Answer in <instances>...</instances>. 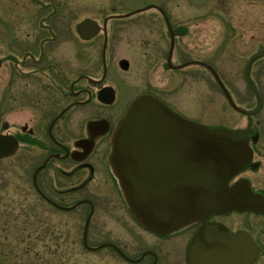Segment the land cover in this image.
Here are the masks:
<instances>
[{"label":"flooded vegetation","instance_id":"flooded-vegetation-1","mask_svg":"<svg viewBox=\"0 0 264 264\" xmlns=\"http://www.w3.org/2000/svg\"><path fill=\"white\" fill-rule=\"evenodd\" d=\"M171 4L170 0H153L145 7L167 10L172 8ZM60 5L58 0L33 3L25 19L32 22L34 13L40 15L36 30L31 27L35 32L27 31L28 37H7V83L5 91L0 90V120L6 122L0 126V132L10 136L12 152L0 158V226L13 218L17 200L27 202L26 210L21 213L26 212L29 218V198L34 196V191L35 196L47 204V210L55 209L64 215L84 211L87 217L82 247L87 251L109 248L118 256L109 261L117 264H264V186L243 174L248 169L264 170V162L257 157L264 155V37H231L229 70L223 64L222 42L217 46L215 65L201 59L195 61L200 73L213 75L221 117L226 106L223 97L229 106L230 124H208L231 130L248 144L252 156L242 172L228 181L234 191L229 207L214 210L198 207L193 217L169 231H161L151 228L138 216L116 174L112 156L118 126L132 103L142 96L165 105L182 118L203 125L207 122L191 116L188 109L184 111L164 97L159 91L158 78L143 91H137V82H127L129 87L122 91L109 83V37H105L102 62L96 68L100 70V77H94L90 71L93 66H90V50L88 70L80 71L79 37H59L53 27L56 16L64 13ZM121 18L112 14L104 20ZM42 29L47 33H38ZM165 50L161 51L166 52L161 54V61L154 62L156 74L174 69L187 71L194 62L190 59L175 65L173 51ZM121 60V69L131 73L130 60L126 59L127 67L122 66ZM119 93H122L120 101L127 100L124 108ZM4 161H7L5 169ZM99 176L111 182V190L118 198V207L110 200L103 214L117 213L125 223L124 230L134 233L130 240L123 238L119 243L107 240L100 245H91L88 241L96 207L90 187ZM15 188L23 192V197L19 194L22 198L15 199ZM58 214L54 224L47 228L46 222L50 224L51 220H44L48 216L46 210L41 211L39 217H43V226L38 233L28 231V248L35 247L33 242H39L47 250H67L61 258L72 256L81 225L79 221L74 224L67 221L63 226ZM28 226L25 225L31 230L32 226ZM69 239L73 241L68 242Z\"/></svg>","mask_w":264,"mask_h":264},{"label":"rangeland","instance_id":"rangeland-1","mask_svg":"<svg viewBox=\"0 0 264 264\" xmlns=\"http://www.w3.org/2000/svg\"><path fill=\"white\" fill-rule=\"evenodd\" d=\"M39 1L41 0H0V90L2 92L5 91L7 83V37H28L27 31H33L32 26L35 29L40 15L34 13L35 20L29 22L27 18L25 19V14L29 12L28 8L32 10L33 3ZM58 1L61 2L60 7L64 13L56 16L53 27L59 37H79L77 55L80 59L78 63L80 71L88 70L87 55L90 50V66L93 65L90 71H93L94 77H100V70L96 68L102 62L104 41L108 34L109 83L116 85L122 91L129 87L127 82H137V91H143L155 81L153 79L158 78L159 91L164 93L163 96L173 105L184 111L188 109V114L196 118L200 117L202 121L207 122L208 127H210L208 123L230 124V112L227 111L225 97L222 98V102L226 105L225 113L223 117L218 114L220 98L218 101L213 75L200 73L199 66H195L194 63L201 59L215 65L217 46L222 42L223 64L229 70L232 53L231 37H264V0H170L172 8L167 10L146 9L145 5L153 0ZM135 11L137 12L133 13ZM112 14L122 18L108 20L105 30L104 18ZM167 14L170 22L167 21ZM90 17L97 20L100 26L99 33L93 36L91 41L82 37L77 31V23ZM44 25L43 22L42 26ZM39 32L46 34L47 30L42 29ZM162 49L173 51L172 61L175 65L183 64L190 59L194 62L189 65L187 71L174 69L168 73L156 74L153 69L154 62L156 59L161 61V54H166V52L161 53ZM62 51L65 54V51ZM82 56L84 58H81ZM124 58L130 60L131 73L124 72L120 67V60ZM120 100L122 93H119ZM120 103L124 108L127 100ZM97 108L98 105L95 104V109ZM5 122L0 120V126ZM240 142L239 140V144H242ZM251 156L249 151L240 152L237 163L234 160L233 166L228 165L231 167V179L251 160ZM257 157L264 162L263 154ZM6 162L2 164L4 169L7 167ZM243 174L249 175L255 184L264 186V170L261 168L257 171L248 169ZM111 187V182L104 176L97 177L94 186L90 187L92 191L90 195L96 202L89 226L88 241L91 245H100L107 240L119 243L123 238L130 240L134 237V233L129 234L124 230L125 223L117 213H110L108 216L103 214L104 206H109L110 200L114 201L116 208L118 207L117 195ZM22 193L15 188V199ZM32 193L34 196L30 195L29 198V218L26 217V212L21 213V210H26L27 202L17 200L13 218H8V222L0 226V264H117L113 260L109 261L118 257L109 248L87 251L82 247L83 229L87 217L84 211L67 216L55 209L47 210V204L35 196L34 191ZM43 210H46L48 216L44 217V220L48 218L51 220L50 224L46 222L47 228L54 224V218L58 213L63 226L67 221L68 224L79 221L81 228L75 240L77 243L74 245L72 256L61 258L60 255L67 250L57 251L53 248L47 250L39 242H33L35 247L28 248L26 236L28 231L38 233L39 228L43 226V217H39ZM25 225L32 226L31 230ZM70 241L73 240L69 239L68 242ZM58 261L61 263H57Z\"/></svg>","mask_w":264,"mask_h":264},{"label":"water","instance_id":"water-1","mask_svg":"<svg viewBox=\"0 0 264 264\" xmlns=\"http://www.w3.org/2000/svg\"><path fill=\"white\" fill-rule=\"evenodd\" d=\"M78 30L90 38L99 25L86 19ZM121 64L127 67L128 60ZM245 150L250 152L248 144L231 130L187 120L142 96L118 126L112 160L138 216L151 228L169 231L193 217L198 207L214 210L231 205L234 191L228 165L237 163ZM11 152L10 136L0 132V158ZM89 221L90 215L86 230Z\"/></svg>","mask_w":264,"mask_h":264}]
</instances>
